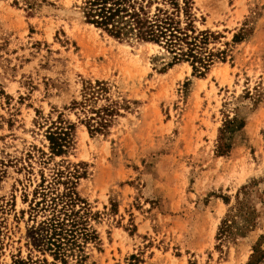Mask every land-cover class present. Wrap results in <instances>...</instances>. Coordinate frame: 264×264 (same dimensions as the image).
<instances>
[{"label":"rangeland","instance_id":"1","mask_svg":"<svg viewBox=\"0 0 264 264\" xmlns=\"http://www.w3.org/2000/svg\"><path fill=\"white\" fill-rule=\"evenodd\" d=\"M83 2L0 0V217L13 239L41 174L63 162L95 215L84 264H264V0H193L195 28L226 53L203 75L86 24ZM96 83L90 107L116 113L90 135L71 103ZM59 116L73 145L48 158L44 120ZM234 118L243 128L219 156Z\"/></svg>","mask_w":264,"mask_h":264},{"label":"trees","instance_id":"2","mask_svg":"<svg viewBox=\"0 0 264 264\" xmlns=\"http://www.w3.org/2000/svg\"><path fill=\"white\" fill-rule=\"evenodd\" d=\"M80 9L86 24L119 41L133 39L157 45L173 56V64L189 63L199 75L208 71L214 59H225L224 51L215 53L208 48L217 36L195 28L193 0H84ZM239 38L235 36L234 41ZM101 87L100 83L84 86L81 101L71 103L72 110L83 114L90 135L105 133L116 113L109 107L97 111L90 107ZM44 124L48 158L67 155L73 145V125L61 116L56 121L44 120ZM242 128V122L235 118L226 121L219 131V156L229 152L230 141ZM41 156L47 157L44 153ZM71 167L62 162L54 166L48 179L41 174L29 202L23 236L14 240V231L0 217V264L85 263L86 246L98 239L90 224L95 215L78 196L80 173ZM7 252L9 261L4 262L1 259Z\"/></svg>","mask_w":264,"mask_h":264}]
</instances>
